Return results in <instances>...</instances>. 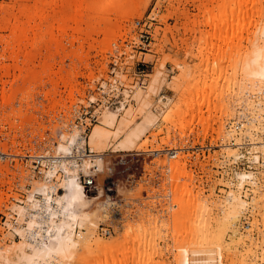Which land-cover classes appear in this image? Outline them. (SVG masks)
<instances>
[{
  "label": "rangeland",
  "instance_id": "rangeland-1",
  "mask_svg": "<svg viewBox=\"0 0 264 264\" xmlns=\"http://www.w3.org/2000/svg\"><path fill=\"white\" fill-rule=\"evenodd\" d=\"M36 1L0 0V249L21 241L13 231L21 225L16 223V207L25 205L36 182L46 178L31 176L25 157L57 154L63 136L80 133L79 127L88 128V141L106 109L116 110L118 121L111 129L112 145H101L103 171L97 170L94 188L86 192L93 214L85 233L108 240L110 246L106 251L79 248L77 264H179L183 247H213V234L221 228L201 217L213 222L222 214L230 190L240 191L236 175L243 171L256 174L258 190L249 182L240 187L249 205L240 212L236 228L250 231L260 242L264 145L251 142L264 143V104L262 112L250 113L245 100L264 102V91L245 93L241 78L264 39L261 32L251 31L258 17L231 22L238 11L254 16L258 7L264 10V0H54L47 4L44 14L50 18L41 32L34 27L37 19L28 23L21 15L25 6L34 11ZM216 18L227 19L229 25L220 28L213 22ZM16 23L33 30L29 39L42 38L31 62L24 58L25 44L14 47L19 62L10 60L11 49L2 50ZM109 29L113 33L105 32ZM26 70L33 76L21 86L20 92L27 93L23 99L16 87ZM7 95L17 97L13 105H2ZM18 110L25 124L10 128L9 118L17 119L12 113ZM94 110L99 119L90 122ZM120 143L127 148H118ZM84 147L90 150L88 144ZM174 162L178 170L172 169ZM253 197L259 200L254 208ZM206 225L215 233L206 236ZM230 236L224 228V244L231 242ZM248 244L233 249L223 264H263L251 259L261 256L260 247L249 256Z\"/></svg>",
  "mask_w": 264,
  "mask_h": 264
},
{
  "label": "bare ground",
  "instance_id": "bare-ground-1",
  "mask_svg": "<svg viewBox=\"0 0 264 264\" xmlns=\"http://www.w3.org/2000/svg\"><path fill=\"white\" fill-rule=\"evenodd\" d=\"M51 1L52 3L54 2V0H45V1L41 0V3H39L40 0H38L39 5L36 1V7H35L36 9L32 12L31 10H29L30 9L29 7L27 8V6H25L22 10L21 15L29 18L28 23L32 21L35 22V20L37 19L39 21V24H36L34 27H36V30L41 32L42 23L47 21L50 18L49 16L45 15L44 12L47 7V4H49ZM74 4L76 5V1H74ZM257 10L258 12H256L255 13L256 15L254 16H252V13L249 12L248 10H246L245 12L238 11V13H236L237 16L234 13V17L232 18L231 25H234V23L235 25H238V24L243 23L246 19L250 20L251 18L258 17V21L255 22L254 29H252L251 31L261 32L262 37L264 39V10L262 9V7H258ZM71 17H72V20H75L76 18V16L73 14L71 15ZM236 17H238L237 20L235 19ZM60 21H58L57 24ZM213 22H218L220 24V28H222L223 26L229 25V22L225 18H219V19L216 18L213 20ZM18 24L19 23H16L15 25L11 26L12 36L11 38H9V40H6V42L4 43L5 44L4 46H6V48L5 49L2 48V50L11 49L12 54L9 57L11 58L10 60H12L13 62L14 60L19 62V59H18L19 54L14 53L13 50L15 46H21L25 44V47H27L28 52L27 54L24 55V58L25 60H27V62L28 61L31 62L32 57H34L32 56L34 55L32 52L34 51L35 48L39 46L38 44L42 41V38L41 40H39V38L38 39L35 38L36 34L34 33L35 37L29 39L28 35L31 29L29 30L25 28H20L19 27L20 24L19 25ZM58 25H59L58 29L60 30L61 28L60 26L62 25L61 24H58ZM21 26L23 27V25ZM32 29H35V28L32 27ZM31 31L33 33V30ZM107 31L110 34L113 33L112 29L106 30L105 32ZM233 31H236L237 33V32H241L242 29L240 30L233 29ZM36 33L38 34V32ZM2 71L4 74H7L6 67H2ZM65 74L68 75L69 73L65 72ZM31 76H33V71L26 70L23 73V77L21 76L19 78L20 81L22 82L21 85L18 86L20 88L16 87L19 93H21L20 89H22L21 88V86H23L22 84L23 83L26 84L27 82H29V79ZM63 77L61 76L60 78L62 82L66 80ZM242 80H243L242 90L245 91V93H247V91L249 90L248 93L250 91L251 93L257 92L256 95H258L259 91L261 92L264 91V46L259 51L258 56L255 57L253 60H251L248 63V65L245 67L244 73L241 78V81ZM67 82L68 80L65 81L66 84ZM69 85L71 87V84ZM24 88L25 87H23V89ZM74 90L75 89L73 87V90L71 91H74ZM16 93H14V95H16ZM23 93L21 94L25 96H22V95L21 96L23 97V99H26L25 97L27 93L26 94H23ZM251 93L249 94L251 95ZM249 94H245V95H249ZM14 95L13 96L11 95L3 96L2 105H5V106L7 105L9 106L11 104L13 105V103L16 101L15 99L17 98V97L15 98ZM136 96H137V101H139L142 98L141 97L142 93L138 91ZM262 98L264 100V96H262ZM249 100L250 99H248V101L245 100V102L250 107V108L248 107L249 110H251L250 113L252 111L255 113L256 111H259V113L262 112L260 107L262 106L261 104H264V102H261V99L256 104H254V101H249ZM72 102L74 103V101H71V104H73ZM259 113L257 112L256 117L259 116ZM14 115H16V118L18 119L19 123L17 122L18 123L17 124L16 123L17 119H14V117H11L9 119L10 120L12 119L11 120L12 122L9 121L10 126L9 125L8 126L10 128L12 127L14 128L15 125L16 127L23 126L25 124V121L22 120L21 110H18L17 114L12 113V116ZM118 115L119 114L118 112H116V110L106 109L103 112L100 125H97L92 130V132L89 135L88 141H85L83 138H81L79 136V132L77 131H73L74 134L73 132H71L72 134L68 133V136L62 135L63 138L61 139L59 144L56 145V149H57L56 152L58 155L59 164H55L51 166V170L46 173V178L44 179L45 181L36 182L38 184H36V186L34 187V191L29 192L30 194L27 196V202L25 205H18V206L16 205L17 206L15 210L16 215H17L16 223L19 222L21 223V225L20 226L18 225V227L14 228L13 231L15 230L19 234L21 241H19L18 244H16L15 246L11 248H6L4 246L5 248L3 247L0 249V264H74L73 262L75 258H77L76 257L77 251L79 250V248L81 249V247L82 249L84 248V249H87L88 251L91 250L93 247L94 248L97 247L98 250L100 251H106L107 249H109L110 242L108 240H104L103 238H100L98 236H93L94 233H91L89 235L86 234L88 225L91 222L90 217L93 214V212L90 213L88 211V209L91 206L92 200L87 195L83 185L80 182V175L82 173L89 174L91 172L92 166H95L96 168L95 170L101 171L102 169L103 171V166H102L103 162L100 159L101 158L100 153L103 152V150L101 149V145L103 143H106V147H110L112 145L110 141L111 133H112L111 129L116 127L117 121H118ZM184 126L185 125H182V127ZM250 128L255 129L253 126H251ZM250 135L252 136V134ZM128 142L131 143L132 140L129 138ZM3 144H6V141L3 140ZM85 144H88L90 148L89 151H92L95 154L94 155L92 154V156L90 157L83 156L81 157L80 161H77V159L73 157L72 153H74L76 150L79 153H81L79 154V156H82L83 148ZM256 144L264 145V143L261 142L260 140L251 142L252 146ZM118 148L124 150L125 148H127V146L124 143H120V145H118ZM263 155H264V152H263ZM237 157L238 155H235V158ZM254 160H257V156H255ZM171 167L172 169H177V170L179 169L178 164L175 162L173 163V166ZM98 171L96 173H98ZM190 175L188 176V178L190 179L191 177V179H193L192 176ZM236 176H238V178L236 179H239V182L237 181V183H239L238 189L241 192H242V188L240 187L241 186L243 187L244 182L245 183L249 182L257 189L258 179H257L256 174L253 171L239 172L238 175ZM249 183H246V184H249ZM231 187L232 185L229 188ZM240 191L235 193V191L231 192L230 190L226 198L227 199L226 204L224 205V208L221 209L222 214L219 215L218 218L214 219L213 222L212 221L210 222L206 218L201 217L205 224L214 223L215 226H220L221 229L215 233L214 231H212L213 229H211L209 225L208 226L206 225L207 227H209L207 229L208 232L206 236H210V234L215 233L213 234L216 236L215 245L213 247L207 246L208 249L203 250V251L183 247L181 250V254H180L179 264H223L224 259H227L228 257L233 255V251L235 250V248H238V246H244L245 243L247 242L249 243L247 246L248 248L246 250L247 254L249 256L252 255L253 248L257 249L259 246L260 247L259 249H261L262 252L260 253L261 256H258V255L257 256L260 257V259L256 255H252L251 259H253V261H261L264 264V235L261 237L262 238L261 241L258 242L259 240L254 241L253 236H251L250 234V231L247 233H240L241 231H239V229L236 228L237 227L236 225H238L236 223H237L238 217H240L239 216L240 212H242L243 209L245 210V207L248 204L246 200H244L241 197ZM256 200L257 199H255V197L251 199L252 204H254V205L251 204L252 208H254L253 206H256L255 204H258L259 200L258 201ZM248 227L250 226L248 225ZM224 228L226 230H229L232 235L230 236L231 242L229 244H224V237H223ZM256 228L258 227L256 226ZM92 236L95 237L93 241L91 239ZM206 236H205V239L207 241L208 237ZM87 242H91V243L84 244ZM206 243L208 245L211 244L209 242H206ZM85 245L90 246L91 248L86 247ZM10 252L11 253L14 252L13 253V255L15 254L14 259L11 258L12 256ZM253 253H257V252L253 251ZM78 261H79V258L75 260L76 264L79 263ZM119 264H121V262H119Z\"/></svg>",
  "mask_w": 264,
  "mask_h": 264
},
{
  "label": "built area",
  "instance_id": "built-area-1",
  "mask_svg": "<svg viewBox=\"0 0 264 264\" xmlns=\"http://www.w3.org/2000/svg\"><path fill=\"white\" fill-rule=\"evenodd\" d=\"M87 119L90 122H96L99 119L98 111L95 112V110H94L90 114V117ZM74 127L78 128L77 126H74ZM71 128L72 127L70 126L69 129H71ZM79 129H80L79 136L85 140L88 128L84 129L83 131H82L81 127H79ZM69 132H71V131L69 130ZM87 152H86V147H84L82 156H79V154H81V153H79L76 150L72 154H73V157H75L77 159V161H80L81 157H83V156L84 157L92 156L90 151H87ZM45 153H47V152H45ZM170 153H173V152H170ZM25 159H26V161L30 162L29 168H30V171L32 173L30 175L31 176L33 175L34 178L37 177L41 180H43V178H45V174L51 170L52 165L59 164L57 154H55V155L50 154V153H47V154H29L25 157ZM95 169H96L95 167H91V172L89 174L80 175V182L83 185L86 192H88L89 190L94 188V182H95L94 178H95V174L97 171Z\"/></svg>",
  "mask_w": 264,
  "mask_h": 264
}]
</instances>
